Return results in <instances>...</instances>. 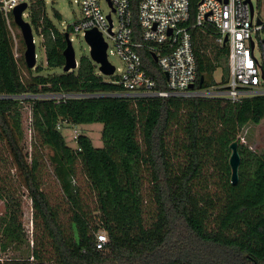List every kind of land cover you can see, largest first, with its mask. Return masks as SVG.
<instances>
[{"label": "trees", "instance_id": "16d2710c", "mask_svg": "<svg viewBox=\"0 0 264 264\" xmlns=\"http://www.w3.org/2000/svg\"><path fill=\"white\" fill-rule=\"evenodd\" d=\"M132 3L136 14L138 0ZM198 3L191 0L187 24L197 62L195 89L202 77L204 88L229 78V46L218 42L217 29L192 26ZM27 14L33 31L43 36L50 70L41 63L23 79L24 41L12 21L22 46L16 57L0 11V94L12 97L0 99V130L26 181L34 231L30 239L19 214L8 207L0 216V262L15 252L20 261L41 264H264V153L239 138L246 125L264 120V96L239 102L107 96L123 89L92 60L83 57L76 70L63 71L65 33L54 27L45 2L30 3ZM141 54L158 88H165L166 77L150 53ZM25 102L31 106L30 164L19 144ZM93 123L103 124L102 147L85 134L75 147L68 144L65 125ZM235 141L241 166L233 186L229 147ZM46 150L61 203L44 188ZM80 174L83 184L77 183ZM149 202L155 208L151 223ZM100 231L107 234L103 249L97 248Z\"/></svg>", "mask_w": 264, "mask_h": 264}, {"label": "built area", "instance_id": "2783aa9c", "mask_svg": "<svg viewBox=\"0 0 264 264\" xmlns=\"http://www.w3.org/2000/svg\"><path fill=\"white\" fill-rule=\"evenodd\" d=\"M38 0H0L4 15L14 39V52L18 57V39L12 25L13 10L23 3ZM46 4V0H43ZM75 0L80 17L69 33L86 35L96 29L108 44L107 58L113 54L122 67L115 66L110 81L123 89L113 97L134 99L186 98L224 99L239 102L244 98L264 96V0L259 12L253 0H199L193 27L214 26L224 44L228 36L229 78L226 83L198 89L197 62L191 28V0H138L136 14L132 0ZM27 11L24 18H27ZM63 32V33H66ZM171 32V33H170ZM41 42L43 36L40 37ZM259 49V56L256 53ZM142 51L157 56L155 62L166 77L165 88H158L157 80L144 66ZM109 60V59H108ZM154 60V58H153ZM155 61V60H154ZM110 62V61H109ZM111 63V62H110ZM112 64V63H111ZM85 95H46L61 100ZM12 98L0 94V99ZM76 132V131H75ZM78 135L73 139H77ZM107 236L98 235L97 248L103 249Z\"/></svg>", "mask_w": 264, "mask_h": 264}, {"label": "rangeland", "instance_id": "374dc122", "mask_svg": "<svg viewBox=\"0 0 264 264\" xmlns=\"http://www.w3.org/2000/svg\"><path fill=\"white\" fill-rule=\"evenodd\" d=\"M253 3L258 6L259 12H263V1L258 2V0H253ZM101 4L105 11L107 7L105 1L101 0ZM46 12L49 19L52 21L54 27L60 32L69 31L73 28L74 24L78 21L80 17V7L76 4L75 0H46ZM58 13L61 17L56 16ZM26 19V17H25ZM34 38L36 43V53H37V66L38 64H44V70H50L46 67V55L44 48L41 46V39L38 34L34 31ZM70 40L72 42L73 48L76 53L77 62L81 58L91 59L90 55V46L87 43L85 36L81 34L70 33ZM20 50H21V44ZM25 51V46L23 48V55ZM257 55L259 56V49L256 50ZM20 54L18 53V56ZM109 61L121 68L122 64L118 57L113 54H109ZM21 74L23 79L27 81L31 75L28 71V67L21 68ZM97 70L99 71V66L97 65ZM43 74H46L44 71ZM35 75V74H34ZM222 71L216 73L217 81H221ZM31 99L32 97H23L21 99ZM51 98V97H46ZM33 99V98H32ZM23 116H22V131L23 136L19 140V144L22 148L24 156L28 162L31 163L32 153H33V134L31 130V106L28 102L23 104ZM63 132L68 139V144L75 147L76 140L73 139L74 136L85 134L90 136L93 141V144L96 147H102L103 141L101 139L103 124L93 123L85 124L82 126L77 125H65L63 127ZM76 131V132H75ZM239 138L245 146L249 147L251 150L264 153V120L259 124H248L246 125L239 134ZM45 154V163L46 166L43 169V182L46 192L50 195L51 199L57 203L62 202L61 193L59 189V183L56 180V177L53 172L51 164L47 161L48 155L51 154L50 151L46 150ZM84 178L80 174L77 183L83 184ZM10 207L14 209L20 216L24 228L27 230L30 239L33 238L34 223H33V209L32 202L28 196V189L26 186V181L21 174L20 169L15 164V159L12 152L9 149L7 141L0 130V216L5 213L7 208ZM155 208L152 202H149L146 207V215L148 222L151 223L152 216H154ZM99 234L107 235L106 232L100 231ZM17 253L8 252V254L3 255L0 264H41L36 263L33 259L29 262L17 258ZM50 264V263H44Z\"/></svg>", "mask_w": 264, "mask_h": 264}, {"label": "water", "instance_id": "95a60500", "mask_svg": "<svg viewBox=\"0 0 264 264\" xmlns=\"http://www.w3.org/2000/svg\"><path fill=\"white\" fill-rule=\"evenodd\" d=\"M250 0H248L249 2ZM28 9V4L23 3L13 10L14 23L18 27L22 39L25 45L24 60L26 66L29 69H35L37 67V53H36V43L34 38V31L31 24L24 18V13ZM171 33V32H170ZM66 38V48L63 51L65 64L63 71L69 72L76 70L79 66L77 62L76 53L73 48L72 42L69 37V33H65ZM85 39L89 44L91 50L90 55L92 61L99 66V72L106 76L111 77L115 73V66L111 64L107 58L108 44L106 43L102 33L96 29L90 30L86 33ZM228 36L224 38V45L227 44ZM155 62L157 61V56L153 54ZM204 83V78L202 77L199 82V86L202 87ZM196 84L190 85V88H195ZM111 96L112 94H105ZM31 97V96H21ZM43 97V96H34ZM231 154L229 157V166L231 168V184L233 186L237 185L240 180V166H241V155L239 152V143L237 141L230 145Z\"/></svg>", "mask_w": 264, "mask_h": 264}]
</instances>
